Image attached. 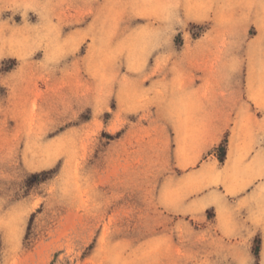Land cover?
<instances>
[{
	"label": "rangeland",
	"instance_id": "rangeland-1",
	"mask_svg": "<svg viewBox=\"0 0 264 264\" xmlns=\"http://www.w3.org/2000/svg\"><path fill=\"white\" fill-rule=\"evenodd\" d=\"M264 0H0V264H264Z\"/></svg>",
	"mask_w": 264,
	"mask_h": 264
},
{
	"label": "crops",
	"instance_id": "crops-1",
	"mask_svg": "<svg viewBox=\"0 0 264 264\" xmlns=\"http://www.w3.org/2000/svg\"><path fill=\"white\" fill-rule=\"evenodd\" d=\"M262 188H264V186Z\"/></svg>",
	"mask_w": 264,
	"mask_h": 264
}]
</instances>
